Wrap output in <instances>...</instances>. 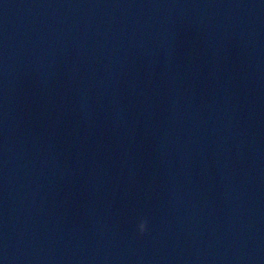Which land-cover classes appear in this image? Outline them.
Segmentation results:
<instances>
[{
    "label": "water",
    "instance_id": "obj_1",
    "mask_svg": "<svg viewBox=\"0 0 264 264\" xmlns=\"http://www.w3.org/2000/svg\"><path fill=\"white\" fill-rule=\"evenodd\" d=\"M0 264H264V0H0Z\"/></svg>",
    "mask_w": 264,
    "mask_h": 264
},
{
    "label": "clouds",
    "instance_id": "obj_2",
    "mask_svg": "<svg viewBox=\"0 0 264 264\" xmlns=\"http://www.w3.org/2000/svg\"><path fill=\"white\" fill-rule=\"evenodd\" d=\"M146 225L147 221L146 220H141L138 224V231L140 234H143L146 231Z\"/></svg>",
    "mask_w": 264,
    "mask_h": 264
}]
</instances>
